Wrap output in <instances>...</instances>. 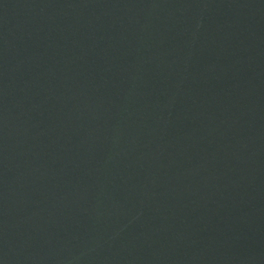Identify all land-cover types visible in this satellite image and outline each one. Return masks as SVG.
<instances>
[{"label":"water","instance_id":"1","mask_svg":"<svg viewBox=\"0 0 264 264\" xmlns=\"http://www.w3.org/2000/svg\"><path fill=\"white\" fill-rule=\"evenodd\" d=\"M0 264H264V0H0Z\"/></svg>","mask_w":264,"mask_h":264}]
</instances>
